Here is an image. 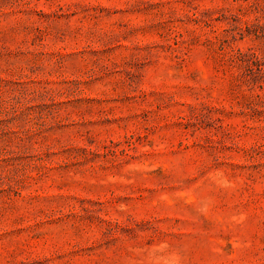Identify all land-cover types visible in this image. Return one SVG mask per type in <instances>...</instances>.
I'll return each mask as SVG.
<instances>
[{"label":"rangeland","instance_id":"374dc122","mask_svg":"<svg viewBox=\"0 0 264 264\" xmlns=\"http://www.w3.org/2000/svg\"><path fill=\"white\" fill-rule=\"evenodd\" d=\"M0 264H264V0H0Z\"/></svg>","mask_w":264,"mask_h":264}]
</instances>
